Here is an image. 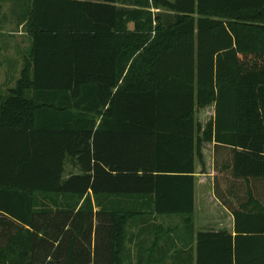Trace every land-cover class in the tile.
<instances>
[{
  "label": "trees",
  "instance_id": "obj_1",
  "mask_svg": "<svg viewBox=\"0 0 264 264\" xmlns=\"http://www.w3.org/2000/svg\"><path fill=\"white\" fill-rule=\"evenodd\" d=\"M12 1L31 44L0 96V264H264V0ZM208 143L233 231L195 230Z\"/></svg>",
  "mask_w": 264,
  "mask_h": 264
},
{
  "label": "rangeland",
  "instance_id": "obj_2",
  "mask_svg": "<svg viewBox=\"0 0 264 264\" xmlns=\"http://www.w3.org/2000/svg\"><path fill=\"white\" fill-rule=\"evenodd\" d=\"M4 6H6V8L4 9L3 7V10H2L3 15L13 14L12 11L8 10L11 6L17 9V13H16L17 19L19 18L21 14H23V12H25L24 3H17L15 1L10 0V2L8 1L7 5H4ZM152 11L154 13H156V11H160L163 14L170 15V11L166 9L152 8ZM166 22L168 21L166 20ZM156 24L157 23L154 21L153 25L156 26ZM3 26L4 24L2 25V29H4V31L16 32L17 30L12 24H8V25L6 24L4 27ZM128 27L130 30H132L134 27L133 23H130ZM2 29H0V31ZM153 35H155L154 29L152 30V36ZM1 41H3V37L0 39V43ZM8 42L12 47L10 50H5L4 48L0 47V60L3 58L5 53L6 55L7 54L14 55L15 57L21 58L20 55H23L22 51H24L25 53L29 45L28 38H20V37H15L13 39L9 38ZM0 75L3 76V73L1 74L0 72ZM15 76H17V73ZM4 90L5 89H0V93L3 92ZM197 115H198L199 120L203 124H205L214 115V106L210 105L204 109L199 110ZM204 154H205V160H206V166H205L206 173L199 172V176H198V183H200L201 187L204 186V188L198 187V190H199L198 203H197L198 209L195 214V230L196 231L204 230V229H220L222 227H226L229 221L227 217L228 215H226L227 214L226 211L222 210L219 206L214 207V210H213L214 213L210 212V210L206 211L205 209L202 208L204 207V205H206V202L209 205H212L214 202H216L215 182L220 185L223 191H225L228 185V181H229L228 175L224 173L223 171H220L222 168L221 165L217 166L215 164V154H214V149H213L212 144L208 143L204 145ZM69 169H71V167H69ZM200 169H201V166L198 165V171H200ZM204 193L206 195H204ZM244 193H245L244 189L239 191L240 196L244 195ZM261 196H262V199L264 200L263 192ZM226 198L231 199V200L234 199L233 197L228 198L227 196ZM183 218H184V215H178V214L173 215V216H170V215L161 216L160 215L157 217V222L162 223L164 227L173 226L176 232H173L171 235L173 236V238H175L176 233L180 234L182 233V231L184 232V230L189 229L188 225L184 223ZM177 241L180 247H184L185 244L183 243V241L179 239ZM184 241L186 242L188 241V239L185 237ZM165 264H171L170 260H166Z\"/></svg>",
  "mask_w": 264,
  "mask_h": 264
},
{
  "label": "crops",
  "instance_id": "obj_3",
  "mask_svg": "<svg viewBox=\"0 0 264 264\" xmlns=\"http://www.w3.org/2000/svg\"><path fill=\"white\" fill-rule=\"evenodd\" d=\"M4 5H7V3L4 4ZM5 8H6V6H4V9ZM10 8L8 9L9 11H10ZM20 17L21 16H19V18L17 19L16 15L7 14V20L5 21L4 26L6 24L7 25L8 24H12V25H14V27L17 30H16V32H12V31L10 32V31H4V29H2L0 31V39L3 37V41H1L0 47L4 48L5 50H10L12 46L8 42L9 38L10 39H13L15 37L28 38L29 45H28V48L25 51V53H26L28 51V49H29L30 44H31L30 35L28 34V32L24 31V29H25L24 28V23L22 22V19ZM18 22H19V24H18ZM2 32H4V33H2ZM3 34H4V36H3ZM22 52H23V55H20L21 58L15 57L14 55H9V54L6 55V53H5L3 58L0 60V72H1V74L3 73V76L0 75V89H5L3 92L0 93V96L5 95V93L7 92L8 88L14 86L16 81H17V79L20 77L21 70L23 68V59H24V54H25L24 51H22ZM16 73H17V76H15ZM198 187L199 188L201 187L200 183L197 184V203H198V196H199ZM201 188H204V186H202ZM204 195H206V194L204 193ZM218 206L222 210H225L226 213H227L226 215H228L227 217H228L229 221H228L226 227H224V228H227L228 230L233 231V229H234L233 216L228 210L225 209V207L220 205V203H219V201L217 199H216V202H214L212 205H209L206 202V205H204V207H202V208L205 209L206 211L210 210V212L214 213V211H213L214 207H218ZM197 209H198V205H197ZM132 231H136L137 232L136 229H134ZM174 240L176 241V239H174ZM129 246H130L131 252L133 253L132 255H134L136 253V250H135V248H133V244H130Z\"/></svg>",
  "mask_w": 264,
  "mask_h": 264
}]
</instances>
